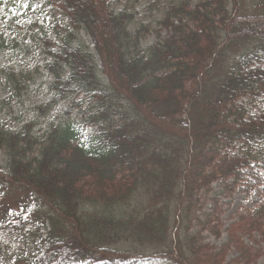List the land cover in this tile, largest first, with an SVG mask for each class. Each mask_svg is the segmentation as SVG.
<instances>
[{"label": "trees", "instance_id": "obj_1", "mask_svg": "<svg viewBox=\"0 0 264 264\" xmlns=\"http://www.w3.org/2000/svg\"><path fill=\"white\" fill-rule=\"evenodd\" d=\"M47 4L67 17L52 64L69 102L39 136L33 121L0 124L10 264H220L225 250L200 246L189 225L217 181L216 201L239 187L258 195L231 224L247 257L237 231L264 225V0H150L140 10H155L164 34L146 43L149 26L128 6ZM81 29L95 55L72 39Z\"/></svg>", "mask_w": 264, "mask_h": 264}, {"label": "rangeland", "instance_id": "obj_2", "mask_svg": "<svg viewBox=\"0 0 264 264\" xmlns=\"http://www.w3.org/2000/svg\"><path fill=\"white\" fill-rule=\"evenodd\" d=\"M107 1L116 10L125 6L129 10H138V21L149 26L144 34L145 39H142L144 43L153 41L159 32L164 34V29L158 23L160 16L154 13L155 10L147 15L144 14L145 10H140L150 0ZM27 6L28 0H5L0 5V124L18 130L23 123L33 121L34 133L39 136L50 119L54 124L66 120L62 114L69 99L65 98L67 95L61 97L60 90L54 85L58 65L52 63L53 53L66 33L67 17L60 10H54L56 14L53 16L47 0H37L31 10ZM72 39L90 46L91 52L96 54L92 38L84 30L81 29ZM68 73L67 69L62 76ZM0 166H6L3 152H0ZM239 188L232 197L218 196V201L214 192L219 190L218 181L213 184V189L201 193L191 214L189 225L193 231L190 232L198 237L200 246L207 244L211 247L210 251L225 250L220 264H264V225L251 233L237 231L236 234L248 245L247 257L243 255L245 248L240 249L239 244L230 240L231 224L242 211L251 212L258 200L257 193L246 195ZM215 205L218 212L214 215ZM211 212L213 220L209 222L207 214ZM129 244L131 242H121L118 246L128 247ZM163 248L153 246L142 249L140 244H136L131 249L148 254ZM17 250L13 246H0V264L12 263Z\"/></svg>", "mask_w": 264, "mask_h": 264}]
</instances>
